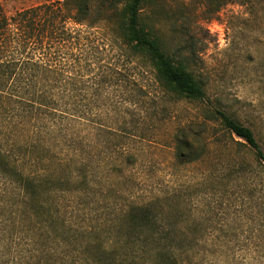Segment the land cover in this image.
Here are the masks:
<instances>
[{"label": "rangeland", "instance_id": "374dc122", "mask_svg": "<svg viewBox=\"0 0 264 264\" xmlns=\"http://www.w3.org/2000/svg\"><path fill=\"white\" fill-rule=\"evenodd\" d=\"M57 1L0 0V13L10 17ZM124 6L125 2L118 9ZM118 20L108 0L92 3L89 22L99 38L90 40L91 48L98 49L105 62L119 63L120 53L129 61L122 68L127 77L121 75L122 82L108 86L114 88L107 91L111 100L92 107L88 121L92 136L88 132L87 142L77 138L75 149L66 142L55 143L54 157L40 164L18 157L23 136L0 135L1 149L14 157L16 161L10 160L25 174L40 173L61 180L87 168L90 190L79 194L50 187L53 193L42 198L47 217L64 223L67 217L61 216L73 214L68 224L59 226L60 232L65 226L76 225L78 214V223L86 225L83 217L89 213L88 218L107 222L97 225L92 221L100 228L98 233L105 234L111 223L119 222L123 210L156 200L165 208L161 211L168 221H179L185 232L204 236L193 256H184V264H264V165L243 140L214 118L215 111L221 110L249 126L264 151V0L142 2L140 21L144 28L175 60L189 65L204 86L203 100L165 89L147 56L134 58L121 49L122 39L115 31ZM91 62H95L94 57ZM133 80L135 84H131ZM98 124L106 130L97 136L93 128ZM179 131L194 141V152L184 164L175 159ZM57 150L67 155L56 159ZM11 193L15 195L8 199ZM18 193L10 183H0V234L10 239L15 234L27 237L20 232L27 226L8 206L21 199ZM19 207L24 208L22 204ZM59 210L61 216L57 215ZM21 218L32 230L35 218ZM16 219L20 225L15 228L11 221ZM38 235L35 231L30 235L35 244L44 241L40 242ZM48 242L51 244L50 238ZM37 248L32 254L38 260L44 252L40 244ZM120 251L132 254L130 249ZM57 261L63 264L61 260L54 263ZM0 264L39 263L0 257Z\"/></svg>", "mask_w": 264, "mask_h": 264}, {"label": "trees", "instance_id": "16d2710c", "mask_svg": "<svg viewBox=\"0 0 264 264\" xmlns=\"http://www.w3.org/2000/svg\"><path fill=\"white\" fill-rule=\"evenodd\" d=\"M94 1L59 0L22 10L10 17L0 13V135L23 136L22 148L17 155L30 158L31 163H44L54 157L51 155L55 143L66 142L75 149L77 138L87 142L92 134L88 125L92 107L99 108L107 99L111 100L106 95L114 88L108 86L122 82V68L127 65L129 57L120 53V62L113 64L105 62L98 49L91 48L90 40L99 38L89 22ZM108 1L109 8L119 18L115 31L122 39L121 49L123 47L132 57L147 56L156 70V79L165 89L188 99L203 100L204 86L189 65L175 60L160 40L144 28L140 21L144 0ZM124 2L123 10L118 9ZM130 82L135 84L134 80ZM89 89L93 90L88 92ZM214 118L221 121L226 131L243 140L264 165V151L252 128L221 110L215 111ZM93 129L97 136L106 130L101 124ZM126 131L125 128L123 132ZM182 132L177 133L175 144V159L180 164H184L194 152V141ZM65 137L68 138L62 141ZM61 153L62 150H57L55 158L62 160L67 155ZM10 159L15 160L0 147V177L4 180L0 183L2 186L10 183L19 190L21 199L8 206L14 210L12 215L28 227L20 231L27 236L23 238L19 234H15L14 239L0 234V257L11 262L184 264V256L192 257L191 253L204 240V236L185 232L179 221H168L163 212L165 208H160L156 200L133 204L123 210L119 222L111 223L105 234L98 233L100 228L94 227L93 222L97 225H106L107 222H101V218L92 220L88 218L89 213L83 217L86 225L78 223V214L77 224L65 226L60 232L59 226L68 224L73 214L61 216L59 210L58 216L67 217L64 223L47 217L42 198L47 192L53 193L50 187L53 191H78L79 194L89 189L87 168L56 180L40 173L25 174ZM10 195L8 199L15 193ZM97 202H100L98 198ZM21 204L24 208L19 207ZM1 209L4 211L3 206ZM72 212H76L75 208ZM25 216L35 218L32 230L25 220L22 221L21 217ZM20 220L11 221L15 228L20 225ZM34 231L39 233L40 242H43L35 244L30 238ZM193 231L197 232V229ZM38 244L44 254L37 260L32 253L38 250ZM121 249H130L132 254L122 253Z\"/></svg>", "mask_w": 264, "mask_h": 264}]
</instances>
